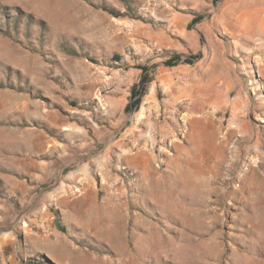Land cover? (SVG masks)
Listing matches in <instances>:
<instances>
[{"label":"rangeland","instance_id":"obj_1","mask_svg":"<svg viewBox=\"0 0 264 264\" xmlns=\"http://www.w3.org/2000/svg\"><path fill=\"white\" fill-rule=\"evenodd\" d=\"M0 264H264V0H0Z\"/></svg>","mask_w":264,"mask_h":264},{"label":"trees","instance_id":"obj_2","mask_svg":"<svg viewBox=\"0 0 264 264\" xmlns=\"http://www.w3.org/2000/svg\"><path fill=\"white\" fill-rule=\"evenodd\" d=\"M215 1L218 2L220 0H215ZM201 20H202V18H200V17L196 18L192 22V25L198 24ZM200 59H201L200 55L193 56V57H190V58H186L185 60H183L179 56H175L174 58H172L169 61H167L165 63V66H167V67H177V66H179L181 64L194 65ZM141 70H142L141 80H140V82L137 85H135L133 87L132 92H131V97H130L129 104L126 106V109H125V112L128 115L134 114L140 109V107H141V105L143 103V99L147 95L148 86L151 83V77H150L148 68L143 67V68H141Z\"/></svg>","mask_w":264,"mask_h":264},{"label":"bare ground","instance_id":"obj_3","mask_svg":"<svg viewBox=\"0 0 264 264\" xmlns=\"http://www.w3.org/2000/svg\"><path fill=\"white\" fill-rule=\"evenodd\" d=\"M41 116V115H40ZM43 117V116H42ZM53 122V121H52ZM12 134H15L16 132L15 131H11ZM10 134V133H9ZM17 134V133H16ZM15 134V136H16ZM11 135V134H10ZM52 148V147H51ZM50 245V244H49ZM53 247V246H52Z\"/></svg>","mask_w":264,"mask_h":264}]
</instances>
